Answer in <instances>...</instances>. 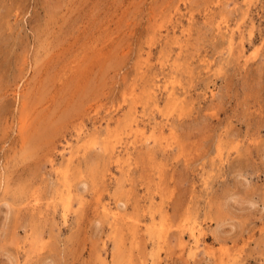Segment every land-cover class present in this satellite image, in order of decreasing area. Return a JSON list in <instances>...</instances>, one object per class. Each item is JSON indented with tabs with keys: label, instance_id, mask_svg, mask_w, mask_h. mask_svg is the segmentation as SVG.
I'll use <instances>...</instances> for the list:
<instances>
[{
	"label": "rangeland",
	"instance_id": "374dc122",
	"mask_svg": "<svg viewBox=\"0 0 264 264\" xmlns=\"http://www.w3.org/2000/svg\"><path fill=\"white\" fill-rule=\"evenodd\" d=\"M0 264H264V0H0Z\"/></svg>",
	"mask_w": 264,
	"mask_h": 264
},
{
	"label": "bare ground",
	"instance_id": "6f19581e",
	"mask_svg": "<svg viewBox=\"0 0 264 264\" xmlns=\"http://www.w3.org/2000/svg\"><path fill=\"white\" fill-rule=\"evenodd\" d=\"M140 127H141V126H140ZM136 128H137V127H136ZM133 129H134V128H133ZM133 129H132V130H133ZM134 130H135V129H134ZM136 130H137V129H136ZM136 130H135V131H136ZM142 131H143V130H142ZM135 137H136V136H135ZM125 152H126V151H125ZM69 205H70V204H69ZM117 205H118V204H117ZM105 214H106V213H105ZM115 215H116V214H115ZM114 217H115V216H114ZM151 217H152V216H151ZM115 218H116V217H115ZM154 220H155V219H154ZM157 222H158V221H157ZM151 224H152V223H151ZM113 225H114V224H113ZM158 225H159V224H158ZM152 226H153V225H152ZM150 227H151V226H150ZM146 229H147V227H146ZM151 230H152V229H151ZM160 230H161V229H160ZM155 231H156V229H155ZM161 232H163V230H162ZM199 232H200V231H199ZM199 232H198V233H199ZM164 235H165V234H164ZM164 235H163V236H164ZM161 240H162V239H161ZM155 245H156V244H155ZM194 248H195V247H194ZM225 258H226V257H225Z\"/></svg>",
	"mask_w": 264,
	"mask_h": 264
}]
</instances>
